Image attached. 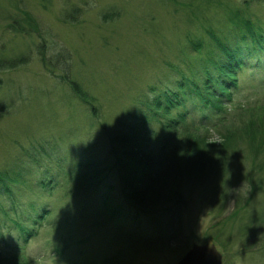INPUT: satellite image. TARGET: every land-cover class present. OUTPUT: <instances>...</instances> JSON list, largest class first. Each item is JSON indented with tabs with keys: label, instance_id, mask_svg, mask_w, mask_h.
I'll use <instances>...</instances> for the list:
<instances>
[{
	"label": "rangeland",
	"instance_id": "374dc122",
	"mask_svg": "<svg viewBox=\"0 0 264 264\" xmlns=\"http://www.w3.org/2000/svg\"><path fill=\"white\" fill-rule=\"evenodd\" d=\"M237 18L263 36L264 0H0V221L12 208L4 185L21 205L16 216L4 217L23 220L32 186L43 180L59 189L76 164L106 159L114 125L132 119L145 99L161 96L181 77L194 74L203 83L220 61L218 46L232 48L248 38ZM257 58L264 63V54H257L252 67L243 65L248 69L238 75L234 103L220 107L225 121L170 140L184 150L207 146L223 168L198 183L180 182L183 200L168 229L128 208L127 223L108 220L102 211L80 213L77 203H95L97 196L62 199L59 190L34 200L71 214L74 226L61 232H78L88 243L57 242L58 228L45 221L23 247L5 222L0 255L23 257L26 264H175L209 239L220 264H264V67H254ZM71 82L93 111L73 95ZM111 194L119 200L117 190ZM137 228L161 241L131 245L124 236L139 234Z\"/></svg>",
	"mask_w": 264,
	"mask_h": 264
},
{
	"label": "trees",
	"instance_id": "16d2710c",
	"mask_svg": "<svg viewBox=\"0 0 264 264\" xmlns=\"http://www.w3.org/2000/svg\"><path fill=\"white\" fill-rule=\"evenodd\" d=\"M73 20L71 17L67 22ZM233 21H236V25L241 24L237 25L238 30L245 28L248 38L245 42L233 43L232 48L219 45L220 61L216 65L215 63L212 65L209 61L205 62L206 66L212 65V69L203 78L205 80L203 83L197 79L195 81L194 74L188 78L181 77L174 85L162 88L161 96L156 95L150 100L145 99L142 102V109H137L132 119L122 120L119 121V125L118 123L114 125L111 135L108 136L106 159L90 158L83 163L76 164L73 169L75 174L70 179L71 183L68 180L69 182H64L59 189H54L58 185H52L50 183L52 181L42 180V183H36L35 189L31 187L34 198L43 194L49 196L53 193L57 194L59 190H64L62 199L74 196L75 193H91L97 196V202L90 203L82 200L77 203L80 209L77 205L75 213L85 210L94 213L102 211L108 220L127 223L130 219H125L124 214L128 208L145 223L150 222V225L160 223L162 224L160 229L164 227L168 229L172 222L170 219L178 214L179 203L183 200L179 194L180 182L198 183L201 179L207 180L209 176L220 173L223 168V163L208 150L207 146L196 150L188 147L184 150L181 146H174L173 141L170 140L178 133L189 134L213 123L216 127L221 120L225 121L227 115L220 110V107L223 106L226 109L234 103V95L239 91L238 75H241L242 71L248 69L249 66L252 67L250 60L255 55L264 54V35L261 36L259 32L251 34L248 20L240 21L237 18ZM255 60L257 61L254 67L257 70L261 66L264 67V63H260L258 58ZM245 63L249 65L244 68ZM70 84L73 95L78 97L80 103L89 107V111H93L95 108L89 104L88 96L80 94L76 84L72 82ZM188 102H191L189 106H187ZM205 111L209 112L204 113ZM217 116L219 120L215 122ZM152 121L159 127L153 126ZM166 131H170L171 134H167ZM111 179L119 182L117 188H114ZM8 182L10 183L9 179ZM171 182L175 186L171 185ZM13 183L16 182L13 180ZM27 189L32 192L30 187ZM116 190L120 193L118 198L121 199L119 200L114 199L111 194ZM2 192L12 197V208L7 210L6 214L16 216L14 209L21 208V205L15 200V195L9 193L6 185L1 188ZM34 198L33 201L25 202L27 215L23 216L24 219L21 221L11 222V217H4L6 214L2 213L4 221H0V229L6 227L3 225L5 222L11 223L13 227L7 226L8 232L16 235L18 243L23 247L30 238L35 239L38 236L39 228H45L47 224L50 229L58 228L57 242L74 245L88 243V237L84 238L78 232L75 234L70 231L66 234L61 232L62 228L65 230V227L72 225V222L74 226L73 217L69 216L71 214L60 215L56 204L53 207L49 202L39 203ZM134 231L131 230L124 236V239L129 240L131 245L143 247L161 241L154 235L149 237L140 235L141 229L136 231L139 234ZM23 259V257L13 259L0 255V264H21V262L26 264Z\"/></svg>",
	"mask_w": 264,
	"mask_h": 264
},
{
	"label": "water",
	"instance_id": "95a60500",
	"mask_svg": "<svg viewBox=\"0 0 264 264\" xmlns=\"http://www.w3.org/2000/svg\"><path fill=\"white\" fill-rule=\"evenodd\" d=\"M221 257L212 242L207 239L201 246L192 245L175 264H220Z\"/></svg>",
	"mask_w": 264,
	"mask_h": 264
}]
</instances>
